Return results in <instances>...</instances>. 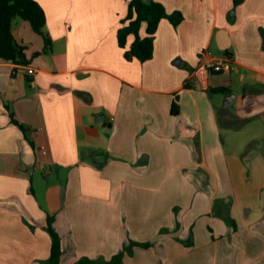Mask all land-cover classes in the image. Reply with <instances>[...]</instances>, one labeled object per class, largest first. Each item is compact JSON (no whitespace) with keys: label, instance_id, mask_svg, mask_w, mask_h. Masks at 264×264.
I'll list each match as a JSON object with an SVG mask.
<instances>
[{"label":"crops","instance_id":"crops-1","mask_svg":"<svg viewBox=\"0 0 264 264\" xmlns=\"http://www.w3.org/2000/svg\"><path fill=\"white\" fill-rule=\"evenodd\" d=\"M36 1L51 48L22 20L28 63L0 58V264H46L48 215L59 264L108 262L129 241L151 246L123 264H264V0H154L183 19L158 22L144 62L117 42L130 0ZM221 31L233 69L211 72L200 53L225 55ZM53 166L65 178L35 184Z\"/></svg>","mask_w":264,"mask_h":264},{"label":"trees","instance_id":"trees-1","mask_svg":"<svg viewBox=\"0 0 264 264\" xmlns=\"http://www.w3.org/2000/svg\"><path fill=\"white\" fill-rule=\"evenodd\" d=\"M243 1L244 0H234L233 4L236 6ZM17 17L28 21L32 29L43 37L45 43L43 51H47L51 48L52 40L47 32L44 31L46 15L43 8L36 0H0V58L6 61H11L14 64L26 65L28 63V59L25 55L27 44L17 41L12 32V21ZM161 19H167L173 26H176L182 21L183 16L179 11H174L173 13L168 14L158 1H129L127 16L122 21L123 24L125 22L127 23L117 31V42L121 48H124L123 55L126 60L130 61L137 59L144 62L152 58L153 38L158 22H160ZM142 23H146L147 34L145 37L139 35V28ZM261 33L263 36L264 30H261ZM131 34L134 36V40L130 47L126 49L127 38ZM37 54L39 53H35V55ZM224 54L225 56L232 57L229 50H226ZM208 92L227 94L230 92V89L226 87H214L209 89ZM6 108L9 110L11 123L17 126L26 136L29 133V129L15 117L14 113L10 111L8 106H6ZM171 111L172 114H178L176 100L172 102ZM29 142L33 145L31 141ZM225 219L226 221L231 222L229 215H227ZM53 220V216H47L45 228L51 236L52 244L50 256L46 264H59L62 254L61 237L53 227ZM132 245L150 247L151 243H137L130 241L108 262L84 258L80 259L75 264H123V257L125 255H132Z\"/></svg>","mask_w":264,"mask_h":264},{"label":"rangeland","instance_id":"rangeland-1","mask_svg":"<svg viewBox=\"0 0 264 264\" xmlns=\"http://www.w3.org/2000/svg\"><path fill=\"white\" fill-rule=\"evenodd\" d=\"M145 1H149V0H145ZM22 20L23 19H21L19 17L13 19L12 26H13V30L14 31H16V28L18 26L19 21H22ZM236 91L238 93H241V89H236ZM232 95H234V94L232 93ZM231 109L233 110L232 107H231ZM226 128H227L226 124L222 125V129L224 131V138H225L224 143L226 144L227 147H229V141L227 139H228V135L230 133H228L226 131ZM240 128L242 129L241 132L240 133H235V135L247 138L246 135L249 133L248 130L250 128V125L248 123L247 124H242ZM258 130H261V128L257 127L256 131H258ZM98 159L101 161L102 164H107L109 159L115 160V158L113 156L110 157V155H107V152H105V154L98 155ZM94 166L98 170H101V168H102L99 165H94ZM47 168H48V166H47ZM43 175L47 176V179L50 180V182H52V183L61 182L62 179L65 178V173H58L57 174L56 169H55L54 166L52 167V171L50 172V174L45 173V171L43 169H37V170H35V173H34V182H35V184H36L37 180L39 179V177H42ZM48 180L46 181L47 183H48ZM36 189H38L37 185H36ZM125 231H126V229H125ZM134 246H136V245H132V247H134Z\"/></svg>","mask_w":264,"mask_h":264},{"label":"built area","instance_id":"built-area-1","mask_svg":"<svg viewBox=\"0 0 264 264\" xmlns=\"http://www.w3.org/2000/svg\"><path fill=\"white\" fill-rule=\"evenodd\" d=\"M200 56L204 68L211 72L224 73L233 69L232 58L229 56L212 55L207 50L201 51ZM40 150L44 152V147H41Z\"/></svg>","mask_w":264,"mask_h":264},{"label":"water","instance_id":"water-1","mask_svg":"<svg viewBox=\"0 0 264 264\" xmlns=\"http://www.w3.org/2000/svg\"><path fill=\"white\" fill-rule=\"evenodd\" d=\"M219 35L221 36V40H218L217 41V45H218V48H219V50H221V51H225L227 48H228V46H229V37L226 35V33L225 32H223V31H221L220 33H219ZM220 38V37H219Z\"/></svg>","mask_w":264,"mask_h":264},{"label":"bare ground","instance_id":"bare-ground-1","mask_svg":"<svg viewBox=\"0 0 264 264\" xmlns=\"http://www.w3.org/2000/svg\"><path fill=\"white\" fill-rule=\"evenodd\" d=\"M222 56H225V55H222ZM209 71V70H208Z\"/></svg>","mask_w":264,"mask_h":264}]
</instances>
